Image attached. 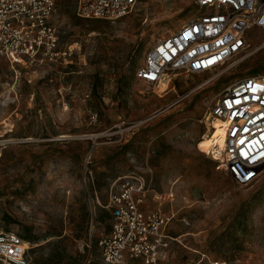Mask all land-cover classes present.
I'll list each match as a JSON object with an SVG mask.
<instances>
[{"label":"rangeland","instance_id":"374dc122","mask_svg":"<svg viewBox=\"0 0 264 264\" xmlns=\"http://www.w3.org/2000/svg\"><path fill=\"white\" fill-rule=\"evenodd\" d=\"M197 1L138 0L107 21L79 17L76 0H55L59 60L2 62L0 230L30 243L31 264H103L99 242L112 216L97 197L105 205L114 181L134 174L175 193L179 242L160 264H264V170L241 186L216 169L212 148L202 150L219 96L264 74V33L249 30L244 55L173 77L169 90L137 76L159 40L201 14Z\"/></svg>","mask_w":264,"mask_h":264},{"label":"built area","instance_id":"2783aa9c","mask_svg":"<svg viewBox=\"0 0 264 264\" xmlns=\"http://www.w3.org/2000/svg\"><path fill=\"white\" fill-rule=\"evenodd\" d=\"M138 0H76L84 19L116 21L129 15ZM201 14L179 32L159 40L146 54L138 78L148 88L170 84L179 75L217 71L245 54L249 30L264 33V0H198ZM55 0H0V66L12 68L56 63L60 58ZM212 131L219 123L222 143L208 154L216 169L238 185L253 183L264 170V74L227 88L207 114ZM213 134V136H214ZM215 140L214 142H216ZM175 193L149 188L140 175L114 181L107 203L111 232L99 246L103 264H160L178 237L172 235ZM155 205L151 207V203ZM30 243L16 232L0 230V264H31ZM211 264H228L211 261Z\"/></svg>","mask_w":264,"mask_h":264},{"label":"bare ground","instance_id":"6f19581e","mask_svg":"<svg viewBox=\"0 0 264 264\" xmlns=\"http://www.w3.org/2000/svg\"><path fill=\"white\" fill-rule=\"evenodd\" d=\"M161 84H163L164 85V88H165V90H167L168 88H169V84H168V81L166 80V81H162L161 82ZM160 84V85H161ZM164 90V91H165ZM169 90V89H168ZM215 124V128H216V131H215V134L217 133V132H219V134H222V132H221V130L219 129V123L218 122H215L214 123ZM213 134H214V131H212V133L210 134V135H206L205 134V137H204V140H203V143H202V150L204 151V152H208L213 146H212V138H213ZM217 142H219L220 144L222 143V141L219 139ZM217 142H215L217 145L219 144V143H217ZM211 152V151H210ZM209 152V153H210ZM208 153V154H209Z\"/></svg>","mask_w":264,"mask_h":264},{"label":"crops","instance_id":"0c3cea01","mask_svg":"<svg viewBox=\"0 0 264 264\" xmlns=\"http://www.w3.org/2000/svg\"><path fill=\"white\" fill-rule=\"evenodd\" d=\"M150 203H151V202H150ZM154 206H155V205H153V204L151 203V207H154ZM167 209L170 210V207H167ZM171 209L174 210V209L172 208V206H171Z\"/></svg>","mask_w":264,"mask_h":264}]
</instances>
